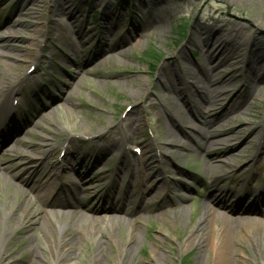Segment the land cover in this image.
<instances>
[{
	"label": "rangeland",
	"instance_id": "rangeland-1",
	"mask_svg": "<svg viewBox=\"0 0 264 264\" xmlns=\"http://www.w3.org/2000/svg\"><path fill=\"white\" fill-rule=\"evenodd\" d=\"M61 1L0 0V38L8 37V26L12 24L19 32L18 42L14 43L15 51L5 49L0 54L18 55L17 50L26 45L37 55L18 61L0 58L3 62L7 59L13 64L22 65L14 75L16 80L9 82L18 90L17 95L12 96L15 99H11L18 102L15 111L18 112L17 119L31 118V123L40 114H54L53 118L47 119L46 125L41 124L40 128L33 127L26 131L21 139L14 142L16 146L8 147L12 143L10 140L1 149V166L16 162L13 151L17 147L21 152L27 150L34 158L30 163L27 159L18 162L13 172L6 173L9 189L3 192L4 197L11 204L15 202L11 195L17 190L15 183L18 181L11 179L10 175L16 171H20L24 177L27 171L39 168L41 164L50 169L56 165V170L51 173L58 177L51 191L47 189L49 192L44 194L49 201L61 188L68 191L79 187L82 200H87V203L100 197L103 202L110 199L112 201L109 202L121 204L128 210L130 198L138 213L132 217L119 214L110 216L100 236L87 233L88 223L77 227L71 223L73 217H57L59 221L66 220L69 226L60 232L53 231V238L45 240L44 243L50 247L48 253L51 248L57 251L67 240L72 242L77 255L72 264H93L92 254L95 245L99 246L100 242L106 258L97 264H210L202 257L198 259L199 255H203L202 249L184 246L195 232L203 204L209 197L219 196L225 191L238 205V198L252 197L250 186L256 194L264 189V151L262 144L261 152L257 145L264 128V75L254 83V87L258 88L255 94H250L251 91L246 88L248 82L245 81L250 60L257 63L259 55L264 54V0H64L66 9H71L70 19L58 13ZM111 7L119 12L118 15L104 17V9ZM146 9L156 10L147 12ZM96 18L99 20L96 21ZM158 20L163 22L162 29L152 24ZM233 27L242 29V32L235 35L229 33L224 45L236 62H232L234 65L218 63L212 66L214 62L208 63L206 60L202 38L222 36L227 31L233 33ZM107 28L115 32L114 38H108L111 45L107 43L113 51L99 54L96 50L99 37ZM134 30L140 32L139 35L130 37V32ZM80 37L86 42H80ZM81 43L82 48L78 47ZM72 44L77 46L76 51H72ZM118 44L124 45L127 51L125 58L115 53L119 50ZM105 54L113 55L114 59L106 69L98 62ZM89 60L93 63L85 65ZM261 61H264V57ZM77 64H80V70H77ZM185 67L194 69V74L201 81L205 73L211 72L213 79L221 78L224 73L229 75L226 83L215 86L228 93L229 98L218 102L203 94L202 98L209 101L196 100L195 91L197 89L202 94L203 84L195 80L187 91L184 81L173 78L176 72L180 75L183 70L185 73ZM4 70L3 66L0 67V77L11 75L5 74ZM75 72L83 73L80 78L83 86L78 92L80 87L66 89L64 86ZM101 73L106 80L100 79L98 75ZM23 75L26 80L20 82ZM129 80H135L138 84L132 86ZM76 83L77 80L73 82L74 86ZM174 90L181 91L183 97H175L172 94ZM248 99H251L250 104L245 103ZM186 100L202 104L206 117L197 116L193 111L195 116L190 117L191 127L198 129L207 123L209 135L205 139L188 141L186 147L183 145L188 143L182 139L168 144L166 131L168 128L175 129L170 126L166 112L174 106L184 109ZM68 105L72 110L70 112ZM226 105L228 108L223 109ZM228 118V122H225ZM11 120L10 117L3 119L0 112V126ZM133 121L137 127L136 133L130 129ZM185 132L196 133L192 128ZM97 133L101 134L100 137H93ZM249 134H254L252 142L243 148L242 141ZM121 137L132 141L110 152L111 143L121 141ZM71 138L72 142L64 145ZM48 140L49 144L46 142ZM210 143L214 145L211 151H218L219 159L235 155L230 160V168L225 166L224 170L208 175L203 170L208 154L203 151ZM63 145L68 146L66 152ZM135 150L140 152L135 153ZM146 158H149L152 166H140ZM24 164L29 165L25 168L27 170L23 168ZM64 165L66 169L62 168ZM69 165L73 166L72 171ZM147 175L151 178L150 184L164 178V182H160L164 188L157 193L156 189L151 191L144 200L141 197L144 189L141 178ZM80 177L86 180L85 183L80 181ZM31 184H34V180L29 186ZM128 192L133 195H128ZM152 192L158 194L154 200L150 198ZM144 206L147 210L142 211ZM31 207L33 212L41 210L34 204ZM257 209L264 210L259 204ZM186 210L188 215H182L181 212L185 214ZM47 213L54 218L50 211ZM98 215L76 218L102 222ZM119 216L122 220L142 217L145 223L119 226L117 230H112L110 220H117ZM51 224L52 221L47 220L45 230L50 231ZM30 228L26 224L18 232L29 234L32 232ZM131 231H134L133 235H130ZM18 238L14 233L2 246V252L12 253L19 249L25 242H18ZM233 248L236 252L234 258L238 259L239 264H264V242L244 239ZM30 250L13 255L12 264H23V258ZM36 254L34 258H37L38 264H52L47 254L37 249ZM206 257L204 255L203 258Z\"/></svg>",
	"mask_w": 264,
	"mask_h": 264
},
{
	"label": "bare ground",
	"instance_id": "bare-ground-1",
	"mask_svg": "<svg viewBox=\"0 0 264 264\" xmlns=\"http://www.w3.org/2000/svg\"><path fill=\"white\" fill-rule=\"evenodd\" d=\"M34 3H32V5ZM66 5L67 4L66 2H64V0L59 2V5H58L59 7L57 11L58 13H60L61 15H64V17L68 19L69 17H72V15H71V9H66L65 7ZM146 10L147 12H154L156 9H153V10L146 9ZM104 11L105 12L103 15L106 18L107 17L111 18L115 15H118L117 13H119L116 9H113L112 7L107 10L104 9ZM28 14L32 15L31 12H28ZM109 22L111 23V20ZM152 24L155 27H158L160 29H162L163 27L162 20L152 22ZM8 31H9L8 37L4 39L0 38V52L5 49L10 52L15 51L14 43L18 42L17 36L19 32L14 27L13 24L12 26L11 25L8 26ZM104 31L105 32L102 33V36L99 37L100 38L99 46L96 47V50L98 51L99 54H103L104 51H107V53L109 54L110 53L109 51L112 50V47L108 46L107 43L111 45V42L109 41L108 38L109 37L114 38L115 32H113V30L109 28L105 29ZM231 31L233 33L227 31L222 36L211 34L212 36L208 39L202 38L201 44L203 46V50L204 51L206 50V54H205L206 60L208 61V63H211V61H213L214 63L212 64V66L218 63L219 65H222L224 63H232V62L235 63L236 62L234 58L230 57V50L226 49V46L224 45V39L227 37L229 33L231 35H235V34L242 32V29L238 27H233ZM139 33L140 32H137L136 30H134L130 32L129 36L130 37H134V35L138 36ZM79 41L86 42V39H83V37L82 38L80 37ZM119 45L121 44H118V46ZM116 46L117 45H115V47ZM123 46L124 45L119 46L118 47L119 50H117L115 53L119 54V57L125 58L127 55V51L126 49H124L125 47ZM222 46H223V49H221ZM71 47H72V51H76L78 49L77 46L73 44L71 45ZM78 47L82 48L84 46L81 43V45ZM21 49H23V51H21ZM21 49L17 50L18 55L0 54V58L3 59L5 57L7 59L9 58L12 61H18V59L20 58L23 59L24 57H31V56L36 57L37 56L35 55L36 53L32 52V50H30L29 47H27L26 45L23 46V48ZM108 54H105V56H103L100 59V61H98L100 62V66L103 67L104 69L109 67L114 61L112 57L113 55H108ZM263 57H264V54H260L258 58L259 62L257 61L256 63L254 60H250V65L248 64L247 71L249 72H248L247 80L245 79V81L248 82V85L246 86V88L251 91L250 94L251 93L255 94L256 89L258 88L254 87L255 86L254 83L256 81H259V79L261 80L264 75V61H261ZM7 59L5 60V62L0 60V67L3 66L5 68L4 70L5 74L6 73L11 74V75H4V77H0V112L2 111L3 116L9 117V116L15 115L16 109L12 108L11 103H8V102L9 100L14 99L15 97L12 98V96L14 95L16 96L18 92L17 88H15L16 86L10 85L9 82H13L14 80H16L14 75L17 74L16 72L20 69L22 65L17 64V63L13 64L10 62V60H7ZM89 63L92 64L93 61L89 60L85 62V65ZM76 68L77 70H80V64L79 65L77 64ZM186 68L187 67H185V70L187 71H185V73L183 72V70H182V73L180 71V75L177 74L176 72L173 78L175 81H177V77H178V81L180 80L182 82L184 81L187 84V87L184 85L187 91L190 90L189 88L190 85L195 84L196 82L195 80H197L199 84H203L202 89L204 90V92L202 94L199 93L197 89L195 91L196 100L209 101L208 99L204 98L207 95L211 97V99L217 100L218 102H222L224 99L229 98L228 93L221 91V88L217 89L218 87H215L219 83H226L229 79V75H226L224 73L221 75V78L213 79L212 77L214 76L211 74V72L209 74L205 73V74H202L203 80L201 81L198 78V76L194 74V69L192 68L186 69ZM95 69L98 70V66H96ZM175 71H177V68L175 69ZM94 72L96 74V71ZM94 72H92L93 75H95ZM82 76H83V73L75 72L74 74H72V76H70V81L64 85L66 89H68L69 87L73 89L80 87L79 89H77V92H78L83 86V83L81 82V79H80ZM98 76H100V79L106 80V76L104 74L101 73ZM189 77L194 82H192L191 80L189 81ZM24 78L25 77L23 75V77L20 79V82H25L26 79L24 80ZM28 78L29 76L27 77V81L29 80ZM75 80H77V83L74 86L73 82H75ZM16 84L19 85V83H16ZM129 84L134 86L135 84H138V83L135 80L133 81L129 80ZM136 92L137 91H135V93ZM172 94L178 99L179 98L181 99L183 97V94L181 91L176 92L174 90L172 91ZM203 94H204V97L202 98ZM248 100L245 102L246 104H250L249 102L251 101V99H248ZM225 108H228V105L224 106L223 109ZM184 109L179 108V107L177 108V106H174L170 111L166 112L170 126L176 130V131L172 130V128L167 129L165 138H166V142L167 141L170 142L168 144H173V142L179 141L181 139L187 141V143L188 141L193 142L194 140H197L199 138L205 139L207 138V135H209L208 130L210 128H208L207 123L203 124L198 129L191 127L192 120L190 119V117H192L193 115L195 116V114L202 118L206 117V114L203 111L204 109H203L202 104L192 101V100L190 101L186 100ZM67 110L69 112L72 111L70 110L69 105L67 107ZM193 111L195 114L193 113ZM43 117H45L44 125H46L47 119H49V117L53 118L54 114L52 115L40 114L39 115V118H43ZM228 120L229 118L225 122H228ZM183 127H184V130H183ZM5 128L0 129V135L2 134L4 135V137L2 136L0 137V144L1 143L3 144L6 141L9 134L14 130L13 128H9L7 124ZM189 128H192V130H195L196 133L195 132L186 133L185 130ZM7 129H12V130L7 131ZM130 129L133 130L134 133L137 132V127L134 121L133 123H130ZM100 135L101 134L97 133L96 135L94 136L92 135V136L95 138H99ZM253 136L254 134L253 135L249 134L244 139V141H242L243 142L242 144H244L243 148L246 147L250 141L252 142ZM215 137H216V134L214 135V138ZM72 138L70 140H66L64 145H68L70 142H72L71 141ZM121 139H122L121 141H113L111 143L109 147L110 152H112L113 150L115 151L116 149H118V147L125 145L129 141H132V139L127 138V137H121ZM46 142L47 144H49L50 141L48 140ZM257 143H258L257 145L259 146L258 150L261 152V144H262L263 151H264V128H262L261 130V135ZM64 145L62 147L64 148L65 151H67L68 146L64 147ZM188 145L189 143L186 145H183V147L184 146L186 147ZM213 147L214 145L212 143H210V145L207 144L203 151L204 154H208V158L206 159V162L203 167L204 172L207 173L208 175L214 174L217 170H224L225 166L230 168L231 167L230 160H232L235 155V154L229 155V157H227L226 159H219L218 158L219 154H217L218 151H211ZM242 149H241V152H242ZM257 155L259 156V152H257ZM13 158L16 159L14 160L16 162L11 161V163L8 165H4V166L0 165V187H1V190H0L1 191L0 192V264H12L14 262L13 255H17V254L19 255L20 252H25L26 250H30V249H33V250H30L29 254H27L23 258V264H38L37 258H34L36 257L35 256L36 249L38 252L42 254H47L49 256V261L52 264H72V262L76 260L75 257H77V255H75L76 252H75L74 246L72 245V242H68L66 240L65 243L62 245V247H60L57 251L51 248L49 250V253H48V249L50 247L49 245L44 243L47 238H50V237L53 238L52 235L54 232H60L61 230H65L66 227L69 226L67 225L66 220L59 221L56 215L54 216V218H51V216H49V214H47L45 211L33 212V208L31 207L33 203L35 204L37 202L39 203L41 202L43 206L47 205L46 202L48 199L47 197L44 196V194L45 192L48 191L47 189L50 190L52 188V184H54L55 179H57L58 177V176L52 175L51 173L56 170V165H53L50 169L48 167L47 168L44 167L43 164H41L39 168H35L33 170L31 169L27 171V173L25 172L26 174L24 177L23 175L20 174V171H16L14 175H10L11 179H14V180L17 179L16 181H18L15 183V185L17 186V190L13 192L11 195L15 202L11 204L8 202V200L6 199V197H4V194H3V192H6L9 189V185H8L7 178H6V173L7 174L10 173L11 170L13 172L15 165H19L18 162L24 159L29 160V163L34 160L33 156L29 155L27 150H25L24 152L23 151L21 152V150H19L18 148L14 149ZM44 159L45 157L42 158L41 161H43ZM142 164H144L147 167L152 166V163L150 162L149 158H146V161H144V163H141L140 166ZM28 166L29 165L24 164L23 168L25 169ZM68 167H69V170L72 171L73 166L69 165ZM62 168L66 169L65 165ZM48 169L50 171H46ZM74 169H76V167H74ZM46 172H50V173L45 174ZM88 176H85V177L88 178ZM79 179L82 183H85L86 181L84 179H81V177ZM135 179L136 178L134 176V180ZM142 179H143L142 186L144 187V189L141 193V197H143L144 200H145V197H147L146 195L151 193V191H155L156 189V193H157L158 190L161 191L164 188L163 184L160 183V182H164V178H162V180L158 182L160 184L156 182L158 186L156 185V183H153V184L149 183L151 181V178L148 175L144 176ZM32 180H34V184L29 186ZM80 192L81 191H78L77 194H79ZM156 193L152 192L150 196L152 200L158 197V194ZM71 194L74 195L72 192ZM127 194L133 195V193H130V192H128ZM230 199H231L230 193L225 192V191H223L219 196H213L209 198V201L203 204L200 218L197 221V224L195 226V232L192 233L189 240L184 245L185 248H188L191 246L192 247L197 246L198 248L202 249L203 255H199L198 259H201L202 257L204 261H209L210 264H239L240 262L238 261V259L234 258L236 252L234 251L233 247L235 245L237 246L240 245L241 241H243L244 239H247L249 241L254 240L255 242H264V210L259 211V209H257L258 204L264 208V189L260 190V192L255 197V199L250 200V199H247L246 197L238 198L237 202L238 204H240V206H236L234 202L230 201ZM128 201H129L128 210L126 209L121 210L120 207H117L116 205H113V204L109 206L102 205L99 208L105 207L106 209H109L108 211H111V212H114L116 210L117 211L121 210L119 212L120 214H124L125 216H129V217L136 216L138 212H137V208H135L134 202L131 201L130 198H128ZM226 208H230L232 210V213H234V215H228L227 213H225L224 210H226ZM141 210L145 211L147 210V207L144 206L141 208ZM55 213L58 214L59 212L55 211ZM181 213L182 215L187 216L188 210L185 211V214H184V211ZM83 214L84 212L80 211L73 215L77 216V215H83ZM182 215H181V218H182ZM107 216L108 215H106V218H105L106 220H108ZM253 216H259L260 218L256 219ZM72 219L73 220L71 223L75 224V226L81 225L82 227L84 223H88V226L86 227L88 230L87 233L90 236H93V235L100 236V234L103 233L102 231V228L104 227L103 225H106L105 223L106 220L99 222V221H90L89 219H86V218L73 217ZM47 220L52 221V224H51L52 227L50 228V231L45 230V225H46ZM143 220H145V218H142V217L135 218L134 220H126V219L122 220L121 217L119 216L117 220H114V221L110 220V222L112 221L111 229L117 230L119 226H131L132 224L140 225L142 223H145V221ZM26 224H28V228L31 227L29 230L32 232H30L29 234L18 232L19 228L24 227ZM106 230L108 232L111 231L109 229H106ZM133 232L134 231H131L130 235H133ZM12 233L13 234L15 233L17 238L19 237L17 239L18 242L23 241L25 243L19 249H17L16 251L12 253L2 252L3 251L2 246L5 245L8 239L12 238V235H13ZM95 246H96L94 248L95 251L92 254L93 264H97V262L101 263L106 258L105 251L104 249L101 248L100 242H99V246L98 245H95ZM204 255L207 256L206 259L203 258Z\"/></svg>",
	"mask_w": 264,
	"mask_h": 264
}]
</instances>
